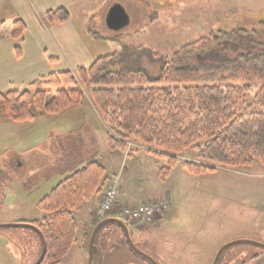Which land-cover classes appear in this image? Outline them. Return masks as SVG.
Here are the masks:
<instances>
[{"label": "rangeland", "instance_id": "1", "mask_svg": "<svg viewBox=\"0 0 264 264\" xmlns=\"http://www.w3.org/2000/svg\"><path fill=\"white\" fill-rule=\"evenodd\" d=\"M1 4L2 0L0 23H5L6 30L12 16ZM115 4L128 16L126 25L118 30L108 28L105 22ZM72 13L73 19L86 22L87 33L77 34L83 49L96 55L95 59L115 54L106 65L111 71L143 69L154 77L179 46L213 32L226 34L229 39L225 41L238 45L237 52L245 50L240 47L244 39L248 42L256 38L254 48L263 46L264 0H96L85 12L87 17H78L77 9ZM221 48L199 59L214 63L236 52L229 46ZM59 62V71L74 64L70 58L65 64ZM194 63L192 59L190 64ZM258 88H252L248 102ZM85 92L83 104L39 117L33 125L14 129L0 123V225L41 219L44 212L37 202L52 187L92 159L102 163L114 157V164H107L106 172L116 171L109 178L122 189L123 201L142 204L153 196H170L168 210L161 218L151 224L142 219L138 230L128 224L136 248L154 256L158 264H211L218 249L230 242L264 244V168L259 162L192 175L181 165L194 158L193 151L187 150L179 156L170 176L161 181L157 170L166 161L146 153L147 147L131 142L125 152L111 153L101 115ZM97 198L101 200V194L75 213L76 242L63 264H85L83 249L87 247L83 248L85 239L83 242L81 238L86 235L82 237L81 233L87 232L92 223V219L87 221L86 208L96 206ZM118 204L121 206L120 201ZM95 245L99 249L95 264H150L130 251L114 226L105 227ZM39 252L40 239L32 228L0 226V264H34ZM255 254L259 257L248 260ZM216 264H264V248L234 243L222 251Z\"/></svg>", "mask_w": 264, "mask_h": 264}, {"label": "trees", "instance_id": "2", "mask_svg": "<svg viewBox=\"0 0 264 264\" xmlns=\"http://www.w3.org/2000/svg\"><path fill=\"white\" fill-rule=\"evenodd\" d=\"M40 18L45 25L62 23L68 20L69 11L64 7L50 9ZM9 23L6 30L5 23H0V38L21 41L25 22L13 18ZM225 39H229L226 34L213 32L179 46L154 77L143 69L107 70L106 65L115 54L99 56L88 66L75 70L40 76L25 86L0 92V121L26 123L59 114L72 105L83 104L88 91L104 123L108 149L125 152L131 142L147 147L146 153L166 161L157 170L161 181L170 176L179 156L187 150L193 151L194 158L181 165L192 175L236 169L255 161L264 168V36L259 49L254 48L256 38L240 40L241 49H245L240 52L238 45H229ZM227 46L236 50L231 57L214 63L199 59L215 48ZM18 49L16 46V52ZM192 59L197 63L190 64ZM253 87L259 88L252 102H248ZM106 180L109 176L105 166L92 159L38 200L37 206L44 215L27 223L37 227L46 242L40 264H63L76 242L75 213L102 194ZM163 199L170 203L168 193L151 198L149 203ZM98 222L92 220L85 236L86 246ZM108 226L118 228L128 246L122 229L115 223L100 228L94 243ZM135 229H141V225ZM258 257L255 254L248 260Z\"/></svg>", "mask_w": 264, "mask_h": 264}, {"label": "crops", "instance_id": "3", "mask_svg": "<svg viewBox=\"0 0 264 264\" xmlns=\"http://www.w3.org/2000/svg\"><path fill=\"white\" fill-rule=\"evenodd\" d=\"M95 2L96 0H2L1 5L11 14L10 18H21L25 22L26 29L23 39L19 42L11 38H0V92L15 86H25L40 76L59 71L56 69V66L60 64L59 61L61 64H65L69 58L74 60L73 67H66L62 70H72L78 66L91 64L96 55H91L88 50L83 49L84 44L77 41V34L87 33L86 22L83 19H80L79 22L77 19H73L72 10H78V17H87L85 12L92 9ZM60 7L69 11L68 20L48 25L41 21L40 14ZM75 20L78 24L75 23ZM16 46L19 47L18 52L15 50ZM0 123H6L7 127L18 129L33 125L32 123L35 121L26 123L4 121ZM94 126L96 127L95 124ZM101 161L106 168L107 164H114V157L107 161L105 159ZM115 173L116 171H112L107 175L111 176ZM98 198L95 200L99 201L100 198ZM121 199H125L122 193ZM96 201L95 204H97ZM128 202L137 204L132 200ZM91 207L90 209L86 208L87 221L93 220L95 206ZM84 234L86 235L85 231L81 233V236L84 237ZM84 239L81 238V241L84 242ZM83 252L86 256L84 249Z\"/></svg>", "mask_w": 264, "mask_h": 264}, {"label": "water", "instance_id": "4", "mask_svg": "<svg viewBox=\"0 0 264 264\" xmlns=\"http://www.w3.org/2000/svg\"><path fill=\"white\" fill-rule=\"evenodd\" d=\"M127 20H128V16H127L125 10L119 4H115V5H113L110 8L109 12L107 13L105 22H106V25H107L108 28L113 29V30H118V29H120V28H122V27H124L126 25ZM108 223L117 224L122 229V231L124 233V236H125V239H126L128 245L130 246V248L132 250H134L135 252H137L138 254L145 256L142 252H140L136 248L135 244L132 242L131 237L129 235L128 227L125 224V222L122 221L119 218L109 217V218H105V219L101 220L100 222H98L94 226V228L92 229V232L90 234L89 243H88V262H87V264H93L94 255L97 253V247L94 244V240H95L97 232L99 231L100 228H102L104 225H106ZM0 226H27V227L32 228L39 235L40 240H41V251H40V254H39V256H38V258H37V260L35 261L34 264H40L42 262V260L44 258V255H45V251H46V242H45V239H44L43 235L41 234V232L39 231V229L37 227H35L31 223L3 224V225H0ZM241 242L254 244V245H257V246H260V247L264 248V244L259 243V242H254V241H250V240L233 241V242H230L228 244H225V245L221 246L218 249V251L216 252V254L214 256V259H213L211 264H216L217 263L222 251L228 245H231V244H234V243H241ZM149 259L152 262V264H157L151 258H149Z\"/></svg>", "mask_w": 264, "mask_h": 264}, {"label": "built area", "instance_id": "5", "mask_svg": "<svg viewBox=\"0 0 264 264\" xmlns=\"http://www.w3.org/2000/svg\"><path fill=\"white\" fill-rule=\"evenodd\" d=\"M118 199L119 188L116 185V181H107L104 186V194L94 211L95 217L99 219L113 211L117 217L129 223H137L141 219L150 221L166 209L168 202L165 199L156 204H141L134 208L125 203L116 207Z\"/></svg>", "mask_w": 264, "mask_h": 264}, {"label": "flooded vegetation", "instance_id": "6", "mask_svg": "<svg viewBox=\"0 0 264 264\" xmlns=\"http://www.w3.org/2000/svg\"><path fill=\"white\" fill-rule=\"evenodd\" d=\"M18 162H19V160H17ZM18 164H20V162L18 163ZM90 239V238H89ZM40 242H41V240H40ZM88 243H89V241H88ZM87 247V250H86V260H85V264H87V262H88V245L86 246ZM40 251H41V246H40ZM131 251V250H130ZM141 252V251H140ZM97 253H99V249H97ZM96 253V254H97ZM143 253V252H142ZM39 254H40V252H39ZM39 254H38V256H39ZM95 254V255H96ZM137 254V253H136ZM144 254V253H143ZM95 255H94V258H93V264H95ZM145 255V257L144 256H142V255H139V256H141L143 259H145L146 261H148V262H150V259L149 258H151L152 260H154L156 263H157V261H156V259L154 258V256H152V255H146V254H144ZM148 258H147V257ZM150 264H151V262H150ZM158 264V263H157Z\"/></svg>", "mask_w": 264, "mask_h": 264}]
</instances>
